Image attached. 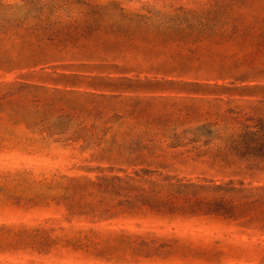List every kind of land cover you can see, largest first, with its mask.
I'll list each match as a JSON object with an SVG mask.
<instances>
[{
	"label": "rangeland",
	"instance_id": "rangeland-1",
	"mask_svg": "<svg viewBox=\"0 0 264 264\" xmlns=\"http://www.w3.org/2000/svg\"><path fill=\"white\" fill-rule=\"evenodd\" d=\"M255 124L264 0H0V264H264V163H222ZM136 174L134 210L58 179ZM166 178L247 200L156 212Z\"/></svg>",
	"mask_w": 264,
	"mask_h": 264
},
{
	"label": "trees",
	"instance_id": "trees-1",
	"mask_svg": "<svg viewBox=\"0 0 264 264\" xmlns=\"http://www.w3.org/2000/svg\"><path fill=\"white\" fill-rule=\"evenodd\" d=\"M42 13V12H40ZM237 140L233 144V147H230V152H226L223 156L225 162L222 161L225 165H233L236 173L251 171L258 167L259 164L264 163V125L255 124L253 127L249 126H241L238 129ZM66 141L75 142V139H67ZM238 141V142H237ZM227 162V163H226ZM239 166V167H237ZM60 181H65V188L72 192L73 201L81 200V192L88 187H97L98 189L105 190H119L124 193V198L127 199L125 203L128 206V210H134L136 206L132 203L135 198L143 199L145 197V193L137 194L136 197L132 194V192L136 191L133 189V185L135 183L146 182L147 179H144L140 175L136 174L135 177L125 176V177H96V182H91L89 180L83 179H75L68 178L65 176L58 178ZM81 180L85 181L81 184ZM169 180L171 178L164 179V183L160 184V187H168L172 189L170 193L163 194L161 191L159 194L163 197V208L167 209L166 211L155 210L156 212H176L183 209V206L186 203H190L193 201L195 205H204L205 207H217L223 210H233L236 209L239 205L243 204V201L247 200L246 196H241L239 199H236L235 196L242 195L246 192L244 185L242 182H234L229 181L227 183L216 185L212 184L208 186L207 189H212L219 196L213 200H199L196 197L189 196L187 190L190 188H198L204 189L201 186H194L188 184H180L177 182L176 184L171 183ZM76 191H80V193H76ZM77 197V198H75ZM62 199V198H60ZM152 209V207H150ZM156 208V207H155ZM82 208L76 209L75 207H69L67 209L68 217H73L75 215H85V214H96L97 216L102 215L103 213H97L96 210L81 213Z\"/></svg>",
	"mask_w": 264,
	"mask_h": 264
}]
</instances>
